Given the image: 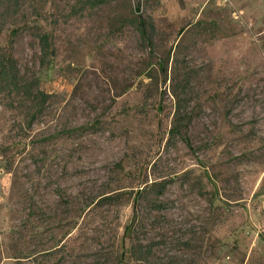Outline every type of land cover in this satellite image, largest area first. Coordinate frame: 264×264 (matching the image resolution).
<instances>
[{
	"label": "rangeland",
	"instance_id": "obj_1",
	"mask_svg": "<svg viewBox=\"0 0 264 264\" xmlns=\"http://www.w3.org/2000/svg\"><path fill=\"white\" fill-rule=\"evenodd\" d=\"M0 43L49 93L0 95V264H264V0H0Z\"/></svg>",
	"mask_w": 264,
	"mask_h": 264
},
{
	"label": "trees",
	"instance_id": "obj_2",
	"mask_svg": "<svg viewBox=\"0 0 264 264\" xmlns=\"http://www.w3.org/2000/svg\"><path fill=\"white\" fill-rule=\"evenodd\" d=\"M105 1L107 0H87L91 5H96ZM147 26L149 27V31L155 30V21L153 18L150 17L149 20L139 19L138 29L145 38L152 39V36L148 33ZM35 27L37 29L34 32L39 40L41 50L40 63L44 66H50L52 57L55 54L52 35L49 31L42 30L40 25H35ZM37 80L38 79H25L21 73L17 58L12 50L6 45L0 43V95L5 98L7 106L18 107L20 105H26L31 101H45L48 98L49 93L36 86ZM183 92V90L179 91L177 88L174 89V93L177 97V114L185 112V108H183ZM176 125H178V123ZM170 182L171 179L164 178L161 180H155L144 186L136 195L138 201L143 197V194L153 193L155 194V198L151 199L148 196L145 197L148 199L147 205L152 209L164 208L165 202L162 201L159 196L167 190ZM106 198L113 199L114 195H107ZM137 205H139V202L135 206L132 220L127 225V232H130L131 236L135 225L142 220ZM158 244L159 241L157 240H151L144 243L139 239H133L132 244L130 245V254L137 261L146 264H158L159 261L154 256Z\"/></svg>",
	"mask_w": 264,
	"mask_h": 264
}]
</instances>
